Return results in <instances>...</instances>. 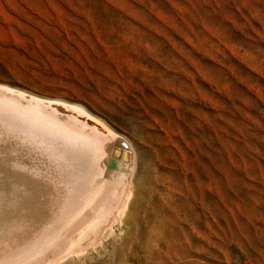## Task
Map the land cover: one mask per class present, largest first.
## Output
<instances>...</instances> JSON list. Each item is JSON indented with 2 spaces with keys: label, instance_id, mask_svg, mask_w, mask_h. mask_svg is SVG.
<instances>
[{
  "label": "rangeland",
  "instance_id": "1",
  "mask_svg": "<svg viewBox=\"0 0 264 264\" xmlns=\"http://www.w3.org/2000/svg\"><path fill=\"white\" fill-rule=\"evenodd\" d=\"M0 83L135 150L118 219L48 264H264V0H0Z\"/></svg>",
  "mask_w": 264,
  "mask_h": 264
},
{
  "label": "bare ground",
  "instance_id": "2",
  "mask_svg": "<svg viewBox=\"0 0 264 264\" xmlns=\"http://www.w3.org/2000/svg\"><path fill=\"white\" fill-rule=\"evenodd\" d=\"M135 164L131 142L83 107L0 83V264L90 248L125 206Z\"/></svg>",
  "mask_w": 264,
  "mask_h": 264
}]
</instances>
